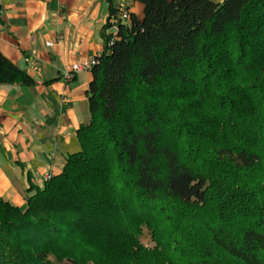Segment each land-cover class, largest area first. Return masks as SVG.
<instances>
[{
	"label": "trees",
	"instance_id": "obj_1",
	"mask_svg": "<svg viewBox=\"0 0 264 264\" xmlns=\"http://www.w3.org/2000/svg\"><path fill=\"white\" fill-rule=\"evenodd\" d=\"M137 1L108 0L60 174L0 198V264H264V0Z\"/></svg>",
	"mask_w": 264,
	"mask_h": 264
},
{
	"label": "crops",
	"instance_id": "obj_2",
	"mask_svg": "<svg viewBox=\"0 0 264 264\" xmlns=\"http://www.w3.org/2000/svg\"><path fill=\"white\" fill-rule=\"evenodd\" d=\"M110 1L142 19L139 1ZM107 15L108 0H0V53L37 82L0 86V198L20 210L34 180L60 174L65 146L89 122L91 72L62 76L101 53Z\"/></svg>",
	"mask_w": 264,
	"mask_h": 264
},
{
	"label": "built area",
	"instance_id": "obj_3",
	"mask_svg": "<svg viewBox=\"0 0 264 264\" xmlns=\"http://www.w3.org/2000/svg\"><path fill=\"white\" fill-rule=\"evenodd\" d=\"M119 20L122 24H126L128 21V13L126 11L121 12ZM115 30H116L115 26H112L110 28V31H115ZM46 46L50 47L52 46V43H47ZM96 64H98V61L95 57L89 58L87 60H79L71 65L70 69L63 74L62 79L65 82H69L75 77V75L84 71H90L91 68ZM30 67L32 68V70H35V66H30ZM50 178H51L50 175H44L42 178L34 180L33 183L35 184L36 187L40 188Z\"/></svg>",
	"mask_w": 264,
	"mask_h": 264
},
{
	"label": "rangeland",
	"instance_id": "obj_4",
	"mask_svg": "<svg viewBox=\"0 0 264 264\" xmlns=\"http://www.w3.org/2000/svg\"><path fill=\"white\" fill-rule=\"evenodd\" d=\"M141 241H142L143 244H147L148 245V243H149V242H147L146 240H143V239Z\"/></svg>",
	"mask_w": 264,
	"mask_h": 264
}]
</instances>
